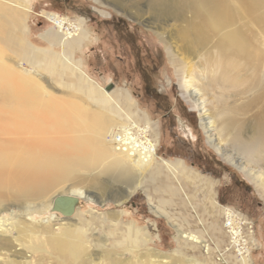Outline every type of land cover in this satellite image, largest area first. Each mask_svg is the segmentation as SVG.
I'll return each instance as SVG.
<instances>
[{
  "label": "rangeland",
  "instance_id": "374dc122",
  "mask_svg": "<svg viewBox=\"0 0 264 264\" xmlns=\"http://www.w3.org/2000/svg\"><path fill=\"white\" fill-rule=\"evenodd\" d=\"M158 2L0 0V62L85 106V116L118 119V128L142 125L137 111L146 114L160 134L158 160L179 168L175 177L160 165L154 176L140 173L142 183L129 197L126 184L100 176L97 189L93 178L101 170L83 171L75 185L89 197H76L79 207L69 220L51 209L57 192L31 204H1L0 264H242L240 240L247 241L252 264H264V198L209 142L200 112L182 89L185 64L200 70L204 52L184 46L178 30L185 24L158 15L152 8ZM52 14L64 19L62 32ZM81 26L88 37L65 48L63 37L80 34ZM115 128L106 135L112 143ZM108 165L105 160L102 169ZM225 208L250 223L242 224L244 237L242 225L239 235L227 232Z\"/></svg>",
  "mask_w": 264,
  "mask_h": 264
},
{
  "label": "bare ground",
  "instance_id": "6f19581e",
  "mask_svg": "<svg viewBox=\"0 0 264 264\" xmlns=\"http://www.w3.org/2000/svg\"><path fill=\"white\" fill-rule=\"evenodd\" d=\"M152 8L168 20L183 21L178 34L184 46L191 47L193 54L204 52L200 70L186 64L182 68L184 94L200 112L212 147L251 178L264 198V0H160ZM49 19L59 32L64 30V19L54 14ZM78 30L80 34L63 37L65 48L81 45L80 38L88 37L82 26ZM3 40L2 44L10 45ZM18 45L25 48L23 42ZM34 59L44 62L39 54ZM29 61L37 66V61ZM74 68L80 69L76 63ZM80 75L85 74L80 71ZM78 104L52 95L37 80L0 62V205L10 200L31 204L53 192L58 193L54 198L88 199V193L75 185L83 180V171L101 170L93 178L94 188L100 176L126 184L127 197L142 183L140 173L155 175L153 167L177 174L178 166L158 160L160 134L146 114L137 111L142 125L131 120L118 128V119L85 116V106ZM112 108L108 107L114 113ZM134 124L140 133L132 131ZM111 128L116 129L115 145L106 138ZM105 160L109 165L103 170ZM198 179L194 174L191 180ZM239 215L224 209V227L231 236L239 235L242 224H250ZM183 237L196 238L187 233ZM240 243L236 252L241 263L252 264L247 241Z\"/></svg>",
  "mask_w": 264,
  "mask_h": 264
},
{
  "label": "water",
  "instance_id": "95a60500",
  "mask_svg": "<svg viewBox=\"0 0 264 264\" xmlns=\"http://www.w3.org/2000/svg\"><path fill=\"white\" fill-rule=\"evenodd\" d=\"M114 90V84L106 87L105 91L111 93ZM79 199L70 195H60L55 200L51 207L54 212H59L64 216V219H71L75 214L76 208L79 207Z\"/></svg>",
  "mask_w": 264,
  "mask_h": 264
},
{
  "label": "built area",
  "instance_id": "2783aa9c",
  "mask_svg": "<svg viewBox=\"0 0 264 264\" xmlns=\"http://www.w3.org/2000/svg\"><path fill=\"white\" fill-rule=\"evenodd\" d=\"M132 127H133V125H132ZM132 127H131V128H132ZM134 127H135V124H134ZM132 131H133V132L137 131V133H140V130H139L137 127H135ZM117 133H118V132H117ZM122 134L125 135L123 132H122ZM145 135L148 136V137L150 136V134H149L148 132L145 133ZM146 136H145V137H146ZM150 138H151V136H150Z\"/></svg>",
  "mask_w": 264,
  "mask_h": 264
}]
</instances>
